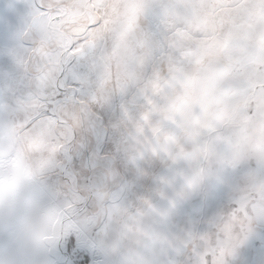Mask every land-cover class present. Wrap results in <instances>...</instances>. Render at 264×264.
<instances>
[{
    "label": "rangeland",
    "instance_id": "374dc122",
    "mask_svg": "<svg viewBox=\"0 0 264 264\" xmlns=\"http://www.w3.org/2000/svg\"><path fill=\"white\" fill-rule=\"evenodd\" d=\"M138 2L150 6L152 21L154 7L174 0ZM16 3L7 0L8 6ZM8 6L0 0V17H7ZM135 15L131 7L119 36L105 44L111 55L104 70L91 60L95 87L89 100L34 129L36 167L54 170L45 194L67 217L64 230L35 252L34 264H57L59 249L71 234L98 249L97 264H179L180 248L190 242L180 219L183 206L211 198L232 176L224 157L214 151L215 141L204 142L195 127H188L186 112L177 119L170 107L156 103V90L146 77L156 67L158 44L150 29L137 27ZM33 27L41 39L47 36L44 24L36 21ZM6 39L0 20V46ZM22 107L37 111L35 105ZM11 112L0 106V130ZM242 221L247 223L238 213L230 228L220 230L218 251L225 260L231 259L232 243L243 236ZM215 239L203 237L205 242ZM244 251L250 253V264L264 261L259 234Z\"/></svg>",
    "mask_w": 264,
    "mask_h": 264
},
{
    "label": "snow or ice",
    "instance_id": "6c2138e0",
    "mask_svg": "<svg viewBox=\"0 0 264 264\" xmlns=\"http://www.w3.org/2000/svg\"><path fill=\"white\" fill-rule=\"evenodd\" d=\"M201 2L223 10L215 21V30H209V21L203 15H197L188 30L172 27L177 13L190 0H174L152 9L150 31L158 47L153 57L156 67L149 70L146 80L156 92L164 85L163 78L180 70L182 57L230 55L236 46L239 32L226 25L230 19L229 5L240 0ZM110 3L111 0H17L9 5L7 17H0L7 30V39L0 46V106L13 110L31 104L40 109L38 119L58 118L89 100L95 87L90 71L94 42L101 25L107 22ZM36 21L44 24L48 33L40 47L33 39ZM49 41L50 48L46 46ZM186 42H192L194 47L189 50ZM258 46L264 49V41ZM16 48L19 52H14ZM236 64L237 69L245 70L248 99L264 109V57L244 52L236 58ZM51 78L56 84L49 93L45 85ZM246 175L255 177L248 185H241L231 176L211 198L183 206L180 219L190 242L181 246L179 264H250V253L244 249L258 234L264 242V169L249 167ZM84 207H89L87 202ZM238 213L247 223L241 222L243 236L232 243L231 259L225 260L218 251L220 230L230 228ZM102 227L97 225L93 232L98 233ZM206 236L216 239L205 242ZM90 259L97 264L98 249L71 234L59 249L57 264H90Z\"/></svg>",
    "mask_w": 264,
    "mask_h": 264
},
{
    "label": "clouds",
    "instance_id": "9594fccd",
    "mask_svg": "<svg viewBox=\"0 0 264 264\" xmlns=\"http://www.w3.org/2000/svg\"><path fill=\"white\" fill-rule=\"evenodd\" d=\"M4 0V7H7ZM131 7L136 8L135 22L141 31L150 29V6L138 0H111L107 22L102 24L95 40L91 60L104 70V60L111 55L105 44L119 36L120 28ZM223 10L206 5L201 0L190 3L177 13L172 25L188 30L197 15L206 16L209 30L217 28L215 21ZM229 23L239 36L230 55L211 53L207 56L182 57L179 71L165 77L164 85L155 93V101L170 107L171 114L183 119L188 127L197 129L204 142L215 141L214 151L224 157L225 171H230L241 185L255 177L246 175L249 167L264 169V109L257 108L244 87V69H237L236 58L251 52L264 57L259 42L264 41V0H240L229 5ZM37 47L45 44L33 27ZM73 34L72 42H74ZM47 47L52 42L46 43ZM191 50L194 45L186 42ZM71 47V42L69 43ZM56 81L51 78L45 89L51 93ZM31 105V104H28ZM22 106L3 117L0 130V264H34L35 252L49 245L67 224L56 204L46 196L54 170L39 171L31 145L36 138V125H47L46 118H37ZM61 156L57 153V159Z\"/></svg>",
    "mask_w": 264,
    "mask_h": 264
}]
</instances>
